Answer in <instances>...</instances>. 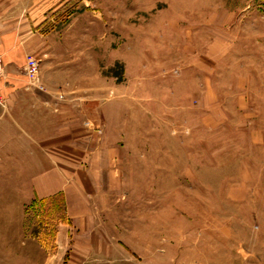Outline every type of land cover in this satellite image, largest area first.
Instances as JSON below:
<instances>
[{"label":"rangeland","instance_id":"rangeland-1","mask_svg":"<svg viewBox=\"0 0 264 264\" xmlns=\"http://www.w3.org/2000/svg\"><path fill=\"white\" fill-rule=\"evenodd\" d=\"M48 15L55 61L33 56L31 85L42 72L64 107L80 200L157 208L141 227L159 264H264V0H64ZM1 173L12 264L10 219L49 238L65 195L24 204Z\"/></svg>","mask_w":264,"mask_h":264},{"label":"crops","instance_id":"crops-1","mask_svg":"<svg viewBox=\"0 0 264 264\" xmlns=\"http://www.w3.org/2000/svg\"><path fill=\"white\" fill-rule=\"evenodd\" d=\"M63 1L0 0V169L1 176L11 179L6 192L24 195V204L65 195V216L54 222L49 238L25 229L19 217L10 219L7 254L12 264H159L155 244L143 249L142 234L150 229L141 227L158 226V209L80 200L89 188L79 180L77 168L66 164L72 159L64 163L62 158L64 107L42 72L44 90L25 75L29 55L39 60L48 54L54 65L43 29L48 11ZM73 141L71 137L69 144Z\"/></svg>","mask_w":264,"mask_h":264},{"label":"built area","instance_id":"built-area-1","mask_svg":"<svg viewBox=\"0 0 264 264\" xmlns=\"http://www.w3.org/2000/svg\"><path fill=\"white\" fill-rule=\"evenodd\" d=\"M37 68H38L37 62L35 61V59L31 56H27L26 63L24 66V71L30 83L36 80ZM2 74H3V66H2L1 59H0V78L2 77ZM2 100L3 99H2L1 88H0V104L2 103Z\"/></svg>","mask_w":264,"mask_h":264}]
</instances>
